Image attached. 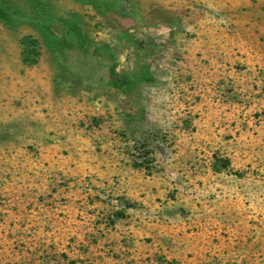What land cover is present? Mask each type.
Here are the masks:
<instances>
[{"label": "rangeland", "instance_id": "374dc122", "mask_svg": "<svg viewBox=\"0 0 264 264\" xmlns=\"http://www.w3.org/2000/svg\"><path fill=\"white\" fill-rule=\"evenodd\" d=\"M0 0V264H264V0Z\"/></svg>", "mask_w": 264, "mask_h": 264}, {"label": "trees", "instance_id": "16d2710c", "mask_svg": "<svg viewBox=\"0 0 264 264\" xmlns=\"http://www.w3.org/2000/svg\"><path fill=\"white\" fill-rule=\"evenodd\" d=\"M31 1L34 5L37 18L42 19L43 13L40 11V9L42 8L41 1L40 0H31ZM0 19L4 20L6 22L10 21V17L8 15V13L4 9H2L1 7H0Z\"/></svg>", "mask_w": 264, "mask_h": 264}]
</instances>
